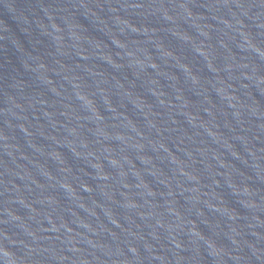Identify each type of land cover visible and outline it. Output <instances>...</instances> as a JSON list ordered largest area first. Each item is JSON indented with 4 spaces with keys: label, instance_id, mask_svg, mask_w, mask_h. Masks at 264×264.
Masks as SVG:
<instances>
[{
    "label": "water",
    "instance_id": "1",
    "mask_svg": "<svg viewBox=\"0 0 264 264\" xmlns=\"http://www.w3.org/2000/svg\"><path fill=\"white\" fill-rule=\"evenodd\" d=\"M0 264H264V0H0Z\"/></svg>",
    "mask_w": 264,
    "mask_h": 264
}]
</instances>
